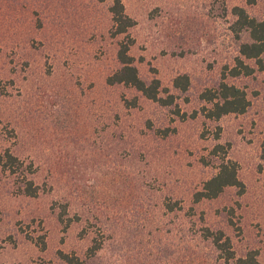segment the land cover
I'll list each match as a JSON object with an SVG mask.
<instances>
[{"label":"rangeland","instance_id":"374dc122","mask_svg":"<svg viewBox=\"0 0 264 264\" xmlns=\"http://www.w3.org/2000/svg\"><path fill=\"white\" fill-rule=\"evenodd\" d=\"M123 3L130 55L172 106L108 84L125 39L112 1L0 0V155L23 163L0 167V264H227L207 229L264 264V70L251 60L254 74L230 73L249 40L233 10L264 20V0ZM183 75L186 92L173 85ZM223 82L251 104L208 119L202 96ZM228 160L244 190L195 202ZM27 170L36 197L23 192Z\"/></svg>","mask_w":264,"mask_h":264},{"label":"trees","instance_id":"16d2710c","mask_svg":"<svg viewBox=\"0 0 264 264\" xmlns=\"http://www.w3.org/2000/svg\"><path fill=\"white\" fill-rule=\"evenodd\" d=\"M107 1V0H101ZM112 1L111 14L114 22V33L116 35H125V39L120 43L117 58L120 64L118 70L108 78L109 85L122 84L131 87L141 93L145 98L157 102L161 106H172L175 104V96L170 94L168 90L164 93L166 97L161 96L162 84L160 80L154 79L150 83L142 79L139 69L135 64V59L130 55V50L135 44L134 39L129 34V30L135 26V20L132 19L125 9L123 0ZM248 4H254L256 0H245ZM233 14L236 17L234 23V31L237 34L246 32L249 34V40L242 42L240 45V56L236 60V65L230 71L233 77L241 75L250 76L254 74L255 69L252 68L246 61L254 60L260 70H264V20H257L251 17L248 12L242 7H235ZM176 89L186 92L190 86V79L187 75L179 76L173 83ZM202 98L211 104V107H204L203 113L206 118L212 120H220L222 117L229 114H244L249 106L250 101L245 90L230 85L221 83L217 90H208ZM136 104V103H135ZM134 104V106H136ZM223 147L218 146L215 149ZM22 162L18 157L11 152L6 151L0 155V167L6 172L17 173L22 166ZM30 168H32L30 166ZM27 171H24L25 186L23 192L30 197L39 195L40 188L35 185L34 181L28 179ZM238 187L244 190V184L238 177V165L232 161H223L218 173L210 180L204 183L201 191L195 195V202L202 200H212L218 198L227 188ZM172 208V207H171ZM172 210H174L172 208ZM207 236H211L214 245L221 252L227 264H260L258 261V251H250L245 257L236 258L232 248V242L229 237L222 231L217 233L207 229ZM65 261L69 264H85L79 259H74L68 255H63Z\"/></svg>","mask_w":264,"mask_h":264}]
</instances>
